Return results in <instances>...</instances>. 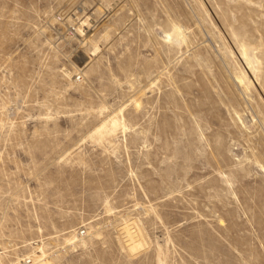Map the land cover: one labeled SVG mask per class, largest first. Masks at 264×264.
<instances>
[{"label":"rangeland","instance_id":"rangeland-1","mask_svg":"<svg viewBox=\"0 0 264 264\" xmlns=\"http://www.w3.org/2000/svg\"><path fill=\"white\" fill-rule=\"evenodd\" d=\"M33 254L264 264V0H0V264Z\"/></svg>","mask_w":264,"mask_h":264},{"label":"bare ground","instance_id":"bare-ground-1","mask_svg":"<svg viewBox=\"0 0 264 264\" xmlns=\"http://www.w3.org/2000/svg\"><path fill=\"white\" fill-rule=\"evenodd\" d=\"M123 225H124L123 234H124V236L126 238V242L128 244L125 242L126 244L123 245L124 248H123L122 245H121V247L123 249H125V251L129 255H136V254H138L140 251H142L147 246V241L145 240L144 234L142 232L143 229H141L140 226L136 222L129 223V220H126ZM134 228H136V229H134ZM84 239H85L84 236L81 237V239H79V240L75 239L72 242V246L75 247L76 244L78 243V241H81L83 243V245L86 246V242H85ZM41 251H43V250H41ZM30 256L34 257L35 254L30 255ZM30 256H29V258H30ZM51 257L52 256H46L45 255V256L39 258L37 256V257H34V260L36 258H39V260L35 261L36 264H54V262H53ZM30 260L32 261V258Z\"/></svg>","mask_w":264,"mask_h":264},{"label":"built area","instance_id":"built-area-1","mask_svg":"<svg viewBox=\"0 0 264 264\" xmlns=\"http://www.w3.org/2000/svg\"><path fill=\"white\" fill-rule=\"evenodd\" d=\"M81 234L84 235V234H85V231L82 230V231H81ZM23 264H34V263H33V261H31V260L28 258L26 261L23 260Z\"/></svg>","mask_w":264,"mask_h":264}]
</instances>
